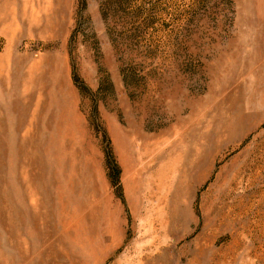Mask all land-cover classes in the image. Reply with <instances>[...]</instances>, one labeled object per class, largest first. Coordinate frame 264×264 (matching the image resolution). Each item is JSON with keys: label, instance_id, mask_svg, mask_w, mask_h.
I'll use <instances>...</instances> for the list:
<instances>
[{"label": "rangeland", "instance_id": "obj_1", "mask_svg": "<svg viewBox=\"0 0 264 264\" xmlns=\"http://www.w3.org/2000/svg\"><path fill=\"white\" fill-rule=\"evenodd\" d=\"M0 264H264V0H0Z\"/></svg>", "mask_w": 264, "mask_h": 264}, {"label": "trees", "instance_id": "obj_2", "mask_svg": "<svg viewBox=\"0 0 264 264\" xmlns=\"http://www.w3.org/2000/svg\"><path fill=\"white\" fill-rule=\"evenodd\" d=\"M112 171H113V170H112ZM113 175H114V176L116 175V176H115V179H117V173H116V172H114V174H113Z\"/></svg>", "mask_w": 264, "mask_h": 264}]
</instances>
